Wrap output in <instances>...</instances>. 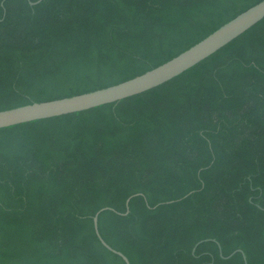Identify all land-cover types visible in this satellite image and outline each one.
Returning <instances> with one entry per match:
<instances>
[{"label": "trees", "instance_id": "trees-1", "mask_svg": "<svg viewBox=\"0 0 264 264\" xmlns=\"http://www.w3.org/2000/svg\"><path fill=\"white\" fill-rule=\"evenodd\" d=\"M259 1L0 0V110L140 75ZM102 207L130 264H264V29L147 102L0 128V264H125Z\"/></svg>", "mask_w": 264, "mask_h": 264}, {"label": "water", "instance_id": "water-1", "mask_svg": "<svg viewBox=\"0 0 264 264\" xmlns=\"http://www.w3.org/2000/svg\"><path fill=\"white\" fill-rule=\"evenodd\" d=\"M33 3L36 2H31V4ZM263 29L264 0H261L237 14L178 55L140 75L80 94L46 101H34L25 105L2 109L0 110V128L82 111L126 97L147 102L219 64L247 45ZM130 197L126 199V207H128ZM105 209L110 208L102 207L93 215V227L96 236L105 248L118 254L125 264H130L128 258L122 252L113 249L107 244L98 231V215ZM235 251L240 250L237 249ZM243 258L245 264H247L244 255Z\"/></svg>", "mask_w": 264, "mask_h": 264}]
</instances>
